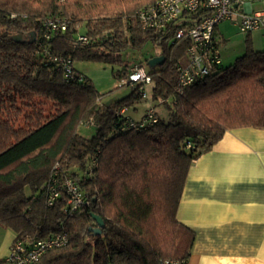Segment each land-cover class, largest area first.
Listing matches in <instances>:
<instances>
[{
    "label": "trees",
    "instance_id": "16d2710c",
    "mask_svg": "<svg viewBox=\"0 0 264 264\" xmlns=\"http://www.w3.org/2000/svg\"><path fill=\"white\" fill-rule=\"evenodd\" d=\"M155 1L0 0V226L16 238L68 237L34 264L187 261L195 234L176 213L190 166L226 130L264 128V45L255 49L247 36L244 53L233 63L178 92L176 67L189 40L175 37L183 24L141 27L137 11ZM57 16L66 19V30L45 37L39 21ZM79 32L88 44H75ZM148 42L164 56L162 65L147 72L151 100L163 99L158 106L167 118L158 108V121L142 129L126 125L142 117L126 112L141 100L139 85H129L127 95L106 105L81 71L82 81L70 80L61 67L44 61L47 52L120 65L114 77L121 82L130 69L121 53ZM81 125L95 132L85 137ZM66 179L89 200L73 213L64 212ZM52 187L60 194L49 205ZM92 214L103 219L100 234L89 230L95 227Z\"/></svg>",
    "mask_w": 264,
    "mask_h": 264
},
{
    "label": "crops",
    "instance_id": "0c3cea01",
    "mask_svg": "<svg viewBox=\"0 0 264 264\" xmlns=\"http://www.w3.org/2000/svg\"><path fill=\"white\" fill-rule=\"evenodd\" d=\"M129 109L137 119L146 110ZM176 218L195 234L186 264H264V128L228 129L192 163ZM15 238L0 226V261Z\"/></svg>",
    "mask_w": 264,
    "mask_h": 264
},
{
    "label": "built area",
    "instance_id": "2783aa9c",
    "mask_svg": "<svg viewBox=\"0 0 264 264\" xmlns=\"http://www.w3.org/2000/svg\"><path fill=\"white\" fill-rule=\"evenodd\" d=\"M262 0H156L154 3L143 6L136 13L137 20L142 28L163 29L170 23L183 24L175 34L176 38L187 37L189 40L185 53V60L176 67L177 91L181 92L213 73L221 65L220 48L223 43L222 36L217 31V26L223 21H230L238 27L240 32L249 34L255 30H264V3L254 9L253 2L260 3ZM191 15H195L191 18ZM13 16V15H12ZM190 21V23H188ZM43 26V35L48 37L49 31H65L67 21L65 18L46 17L39 21ZM75 44L85 45L89 43V37L82 32L75 35ZM41 44V41H38ZM45 53L47 63L54 62L61 67L63 75L67 79L83 80L78 74V68L70 57L52 56ZM128 85H139L141 99H148L145 86L151 84V77L147 70L135 64L129 69L126 79L121 81ZM155 104L151 100L142 117L134 122L127 121V128L142 129L153 125L158 121L157 108L163 103L161 97H156ZM121 109L118 113H123ZM68 193L69 213L88 205L87 200L76 187L75 181L66 179L63 182ZM60 192L52 187L47 203L52 205ZM68 240L65 233H56L46 237H17L10 247L4 264H34L49 249L64 245ZM161 264H186L185 260H165Z\"/></svg>",
    "mask_w": 264,
    "mask_h": 264
},
{
    "label": "rangeland",
    "instance_id": "374dc122",
    "mask_svg": "<svg viewBox=\"0 0 264 264\" xmlns=\"http://www.w3.org/2000/svg\"><path fill=\"white\" fill-rule=\"evenodd\" d=\"M263 3L264 0H262L260 3L253 2L252 6L254 9H257L261 7ZM217 28L223 33L226 39L221 47V66L225 67L229 65L230 62H234V58L237 55L243 53L244 49L246 48V34L240 32L238 27L228 20L221 22ZM252 38L254 48L257 50L260 49L264 42V31H254L252 33ZM158 55H160V46L158 44L148 42L141 49L129 48L124 50L121 53L123 59L122 65H126L128 68H131L133 65L138 63L141 64L147 71H149L152 68L148 67L147 62L151 58ZM75 66L79 71L86 75L93 82L96 89L103 94L102 102L106 105H110L115 100L122 98L131 91V87L129 85L123 84L114 77V72L121 68L120 65H111L93 60H81L76 61ZM144 90L146 91L148 99H141L134 105L138 108L140 115L151 102V85L145 86ZM108 91L110 92L106 93ZM132 107L133 106H130V109L128 110L129 114L130 111H132ZM159 107L160 106H158V108ZM159 114L164 119L167 118V114L162 108H159ZM78 131L81 135L90 137L95 132V129L93 126L81 125Z\"/></svg>",
    "mask_w": 264,
    "mask_h": 264
},
{
    "label": "water",
    "instance_id": "95a60500",
    "mask_svg": "<svg viewBox=\"0 0 264 264\" xmlns=\"http://www.w3.org/2000/svg\"><path fill=\"white\" fill-rule=\"evenodd\" d=\"M31 38L29 39V42H32L33 37H34V33L31 32L30 33ZM21 37L20 36H16L14 37V39L16 41H19ZM164 62V56L163 55H158L155 56L153 58H151L148 62L147 65L149 68H154L156 66L162 65ZM93 219L95 220V227H90L89 230L93 231L96 234H100L101 233V228L104 226V222L103 219L95 214H92Z\"/></svg>",
    "mask_w": 264,
    "mask_h": 264
}]
</instances>
